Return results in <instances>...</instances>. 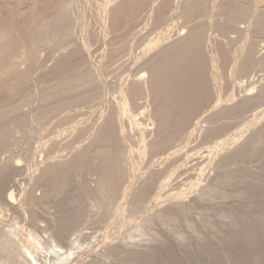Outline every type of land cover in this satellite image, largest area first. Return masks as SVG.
<instances>
[{
	"label": "rangeland",
	"instance_id": "1",
	"mask_svg": "<svg viewBox=\"0 0 264 264\" xmlns=\"http://www.w3.org/2000/svg\"><path fill=\"white\" fill-rule=\"evenodd\" d=\"M44 1L0 0V24L4 22V20L7 21L9 17V19H13L15 22H18V24L24 23L25 26L23 29L25 31H29L28 28L31 23L36 20H38V24L42 26L47 21L44 19H47V16L49 19L51 15L49 14L51 9H49L47 5L51 4L50 1L52 2V0ZM74 1L75 0H71L69 3V6H71L70 8H74V10L69 8V12H74L72 16L75 14L77 16H73L75 17V23L73 20V28L70 29L69 35H65L61 30L48 28L42 29L39 33L40 35L35 38V40H37L34 44H36L31 46L30 51L37 56L36 60H38L34 61V67L36 69L40 68V70L43 69L45 71L49 70L47 66L52 68V64L54 63L52 60L48 65L52 53L56 52L60 47L62 48L65 42L70 40L75 33V35H77L78 32L80 35L82 31L85 33L88 25H91L90 22H95V20H93L94 18H89V16L94 15L93 10H96V1L99 2V0H90L91 2L89 0ZM252 1L253 0L173 1V4L169 6V15L166 13V20L167 17L169 19L167 21L165 20L163 25L161 24V26H157L154 29L149 28V30L145 28L147 31H143V29V34L146 35L143 36L141 31V34L136 38V42H133L134 44L131 45V48H125V50L127 49L126 51L124 50V52L118 53L115 56H108L103 59L98 55V52L97 54L96 51H94L91 41L88 42V39L84 38L86 33L84 34L82 32L84 36H82V34L80 36L85 39V45L89 43V46L87 45L86 48L89 47L88 49L90 50L87 54L88 56L85 57L87 60L84 59L86 61H81V63L83 62L85 64H81L80 60L73 61L75 66L80 63L78 65L79 67L76 66L75 72L69 73L65 77L59 75L58 78H54L52 75L51 77L50 74L46 76L36 71L31 77L36 79L35 81L38 85L37 83L35 84V89L33 87V89L30 90L31 93L28 91L26 95H18L17 97L15 95V97L13 96L14 99L10 97L11 99L9 98L10 100H7L9 102L6 101L7 103L4 102V104H0L4 106H0V145L5 144L7 146V148L4 149L5 151H2L3 153L1 152L0 154V165L3 166L6 172L10 173L9 179L11 183L15 180L18 182L16 186L12 187L15 197L18 200L20 189L25 190L27 185L24 173L29 170V168H32V166H35L32 165L33 163H40L43 161L42 159L45 155L46 147L44 148V145H41L44 143V141L41 140H45V138L42 137L44 135V131L42 132V130L46 126H44L46 121L49 122L48 119H51L54 114H59L67 110L68 112L69 110L70 112L77 109L81 110L83 104L90 102H94L92 105H95V108L98 107L99 109L101 107L100 109H105L109 101H117L119 98L118 87L120 82L118 79L120 76L118 74L125 69V66L130 68L123 73L124 76H127L126 73H128V76L133 79L138 77L137 79H139V81H145L143 79L148 78L149 68L157 62H160L170 51H179L194 34L204 33L207 35V38H211L210 40L214 38L216 40L213 39L214 42H218L215 45L213 43L204 53L207 57L205 61L206 72L207 74H211V78H216V86L220 92H218L216 103L207 105L206 100L200 102V106H202L203 109L200 111L197 121L189 128L191 135L186 143L188 144L189 142V147L185 144V147L187 146L189 148L186 147L189 152L186 153L185 151L188 159L194 157V155L199 156L203 150H209L208 152L206 151L208 157L205 156L206 158H203L205 160H200L199 163V160H197L196 162L198 164L193 158L192 162L191 159H187L178 162V164L174 166H172V164L170 166L171 168L168 167L169 169L166 170L167 172L164 171V174L167 173V175L163 174V176H161L162 174H159L157 176L163 178H160L163 181L157 178V181L161 182H156V185L160 186L152 189L153 192L147 189L144 187L143 181L148 175L151 167L155 166V164L153 165L154 160L159 158V155L163 152L161 149L159 150L161 145L157 146L152 143V141L156 139V135H153L155 134V125L151 124V121H148V115L150 113V110L146 107L147 105L149 106L148 97L145 96L147 97L145 98L146 100H144V98L140 100V102L144 101L145 104H132L133 106H131V104L126 103L127 105L125 104L123 109L127 107L125 111L127 114L124 116L125 112H123V109L120 110V112L122 111L121 115L124 124V126H122L125 129L126 136L123 142L126 143V145L122 143V145L125 146H122V148H124V150L126 147V149H129L127 151L125 150L127 153L122 151V155H132V157L130 156V163H132L135 169L132 170V174L130 173V176H132L130 177L129 185L125 184L129 187L127 188L124 185V188H120L122 190L119 189V194L117 193L118 196L114 198L117 200L115 202L113 199L112 204H110L112 206H108L109 208L107 209L104 219L96 223L97 217H99L105 209L103 207L106 204L108 205V202H106L108 197L104 195L108 193L110 196V191H108L110 189H108L107 181L102 175L105 168V153L108 149L102 145H98L89 149L86 158L88 163L87 170L83 171L85 173L80 172L75 177L77 180L76 183L78 184V181H80L79 183L85 186L84 189L86 188L88 192H85L87 191L86 189L79 191L76 190L75 187L70 186L63 194H60L61 197L67 195L68 199H66L67 197H65V199L60 197V199L58 195L56 197L57 199L55 198L56 200H50L45 204L48 206L44 205L43 207H39L41 208L40 210L37 206H34L38 208H34L35 210L32 208L35 212L31 210V206L29 209L30 211L36 215L40 213L39 216H36V218H39L36 220L37 223L35 221L36 227L35 225L29 227L22 225L23 223H21L18 214L13 212L9 206H6L0 198V264H83V262L84 264H92L94 262L98 264H159L158 262L161 264H169L164 256H158L157 254L159 253L157 251L163 250L166 243L174 242L173 244L178 246V248H182L180 246H184L185 242H187V244L193 243L195 246L199 247L201 245L200 243L203 242H201V240L206 242L212 239V242H218L219 240L220 249L211 255L209 253H199V264H218L217 258L221 256H224L228 262L235 264H244L250 259L248 255L252 253H249V249L252 247L258 248L262 243L264 244V195H255L254 197L250 194V190L264 189V0H255L258 2ZM172 5L173 7H171ZM91 9L92 11H90ZM43 10H45V12ZM46 10H50L48 14ZM41 13L45 14L42 15ZM165 24H169L167 27L171 26L173 32L171 31L170 35L167 34V37L166 35L161 37V35L157 34L165 30ZM148 31L150 34L147 33ZM155 38H157V41ZM128 58L129 60H127ZM22 60L17 64H13H16L17 67L16 65L15 68L11 66V70L14 68V71L9 70L0 72L2 73V75L0 74V85L3 86L10 82L11 80L9 79L12 78L14 72L19 69L26 74L28 71L30 72V66H28L26 59L23 58ZM77 61H79V63H77ZM22 62L24 63L22 64ZM54 65L55 63L53 66ZM27 67L29 70H27ZM122 67L124 68L122 69ZM60 76L62 78H59ZM42 80H45V83ZM2 86H0V91ZM1 94L2 92L0 96ZM104 98H106V100ZM107 99L111 100L107 101ZM99 102L102 104L105 102V105L103 106ZM141 111H143V113ZM84 115H81L80 118L83 124H87L86 121L89 122L90 120L88 119H90V117L88 114ZM133 122H135L136 126ZM137 125L139 126L138 128ZM68 126L66 127L67 130H64L66 128L60 130V136L58 137H60L62 141L65 138V140H69V142L76 144L75 142H77V139L73 136L74 131H71L72 128L70 125ZM92 128L93 130L91 129V132L95 133L97 131V129H95L96 127ZM145 128L146 131H144ZM137 129L138 131H136ZM152 135L154 137H152ZM70 136H73L74 139H71L74 141L69 139ZM251 139H253L252 141L254 142H251L254 143V145L250 148L249 154L247 153L243 159L226 160V162L223 160V157L244 144L245 141L247 142ZM176 144H178V141ZM193 144L194 147L192 148ZM190 147L192 148L191 151ZM207 147L208 149H206ZM130 148H133V151ZM186 148L184 150H186ZM134 150H136V152H134ZM128 151L131 153L129 154ZM225 153L227 155H225ZM17 158L20 159L21 164L19 167L17 166L15 168L12 162L17 160ZM180 163L182 167H179L181 166ZM233 165L238 170H236ZM183 167L187 169L190 168L192 171H186V168L183 169ZM18 169H22L23 173ZM182 172L186 173L184 174ZM165 186L166 188L168 187L167 190ZM71 187L73 190H71ZM170 188L173 189L171 190ZM167 191L170 192L167 193ZM66 192L68 194L65 195ZM81 192L85 194L83 195ZM103 192L105 194H103ZM34 193H39V196L42 194V190L40 191L39 188H36ZM140 193H142V195L137 198ZM76 195H79V197ZM80 196L82 197L80 198ZM105 202L106 204H104ZM166 203L169 204L166 205ZM13 205L16 206L15 204ZM85 207H87L89 211ZM25 208H29V206ZM51 210L53 211L51 212ZM26 211L28 212V209H26ZM47 216L48 218H46ZM250 217L256 219L258 223L252 224L248 222L247 219H250ZM17 218L20 219V222ZM63 220L64 222L62 224ZM55 221L59 225H57ZM246 223L250 225V227H248L249 231L247 233H242L241 240L248 245L240 246L235 241L226 240L225 237L227 234H231L233 228L240 229V226L242 227V225ZM65 224L68 227L65 226ZM57 226L64 230H59ZM30 227H33V229ZM55 231L59 232L56 233ZM22 233L24 236L21 235ZM251 238L254 240L258 238L259 240L253 243L247 242V240H251ZM5 239H7V241ZM184 240L185 242L181 243ZM225 240L227 242H224ZM39 243L44 248L48 249L50 253L55 255L49 254V258H46L40 251V248H38ZM243 247H245L247 251H244ZM26 248L29 249L26 251ZM259 250L260 252L258 251L251 258L255 260L254 262L256 264L261 261L264 262V246ZM122 259H125L123 260L124 262Z\"/></svg>",
	"mask_w": 264,
	"mask_h": 264
},
{
	"label": "bare ground",
	"instance_id": "2",
	"mask_svg": "<svg viewBox=\"0 0 264 264\" xmlns=\"http://www.w3.org/2000/svg\"><path fill=\"white\" fill-rule=\"evenodd\" d=\"M45 1H47V0H45ZM70 1L71 0H54V1L52 0V2L50 1L51 4L46 2L47 4H49V5H47L48 8L51 9V11L49 10L51 13L46 10L47 14H48V12H49V14H51L49 19H48V16H47V19L46 18L44 19V20H47V21L42 26H40L38 24V22H37L38 20H36L35 22H32L30 27L28 28L29 31H25L23 29V27L25 26L24 23L18 24V22H15L13 19H9V17L7 18L8 19L7 21L4 20V22H1V24H0V72H5V71L11 70V66H14V68H15V65L17 63L21 62V60L23 58H25L26 62L28 63V66H30V72L28 71L27 74L31 73V72L32 73L27 75L25 72H22L19 69L18 71H15L14 75H12L13 77L9 79V80H11L10 82L4 84L3 86L0 85V86H2L1 91H0V93L2 92V94L0 96V104H4V102H6L7 100H10L13 96L15 97V95L17 97L18 95L19 96H22L23 94L26 95V93L28 91L30 92V90L33 89V87L36 86L35 84L37 83L35 81L36 79L31 77V75H34V72H36V71H37V73L39 71L40 73L45 74L46 76H47V74H50V76L52 75L54 78H58L59 75H61L62 77L63 76L65 77L67 74L75 72L76 66H78L81 63V61L84 62V61L87 60V58H85V57L88 56L87 54L90 51L88 49L89 47L86 48L87 45L89 46V43L87 45H85L86 43L84 44V42H85L84 40L85 39H88V42L91 41V43L93 44L94 51H96V53L98 52L99 54L98 53L97 54L99 56H101L102 59L104 57L115 56L118 53L124 52L125 48H127V49L131 48V45L134 44L133 42L141 34V31L143 29H144L143 31H147L145 28H148V30H149V28L150 29L151 28L154 29L157 26H161V24L163 25L164 21L166 20V13L169 15L168 12L170 11V7H169L170 4H173V1H176V0H99V2L95 0L97 2L96 3L97 5L95 3H93V2L92 3L94 5H96V10H93V12H94V15L92 14L93 16H89V18L93 17L94 19L93 18L92 19L95 20V22L92 21L91 19H89L92 22L89 21L91 23L90 26L87 24L88 27L86 28V30H87L85 32L86 34L82 31L85 34V36L81 32L82 36H84L85 39L82 36H80L81 34L80 35L78 34L79 32L77 33V35H75L76 34L75 33L70 40L65 42V44L63 45L62 48L60 47V49H58L56 52L52 53V55L50 57V60H49L50 62L48 63V65L52 61L55 63L54 66H53L54 63L52 64V68L50 66H47V67H49V70H45V71L43 69L40 70V68L36 69L34 67V61L36 60L37 56L30 51L31 50L30 48H31V46H33L34 42L37 40V39L35 40V38L40 35L39 33H40V31H42V29H48V28L53 29V28H55L56 30L57 29L61 30L65 35H69L70 34V29L73 28V20H74V23H75V17H73V16H77L76 14L72 16V14L74 12L73 13L69 12V8L71 7V6H69ZM85 1H87V0H85ZM249 1H251V0H249ZM253 1L254 2H258V1H255V0H253ZM44 5H46V4H44ZM84 7H85V5H84ZM93 7H95V6H93ZM171 7H173V5ZM174 7H175V4H174ZM79 8H80V6H79ZM44 9H45V7H44ZM70 9H72V8H70ZM72 10H74V8ZM43 11L45 12V10H43ZM90 11H92V9ZM83 12H84V10H83ZM171 12H173V11H171ZM44 14H42V15H44ZM13 16H14V14H13ZM79 18H80V16H79ZM14 19H15V17H14ZM168 19L169 18L167 17V20ZM89 22H87V23H89ZM76 24H75V26H76ZM168 25L165 24V26H166L165 30H162V31L159 30L160 31V32H158L159 34H157V33L156 34L157 35H161V37H164L165 35L167 37L168 35H170V33L172 31V29H171L172 27L171 26L167 27ZM76 28H77V26H76ZM143 31H142V34H143ZM76 32H77V30H76ZM147 33H149V31ZM145 35L143 34V36H145ZM149 39H152V38H149ZM155 39L157 41V38H155ZM210 39L207 38V35H205L204 33L194 34L193 36H191V38L188 40V42L182 46V48L179 51H176V50L175 51H170L160 62H157L151 68H149V70H148V72H149L148 78L143 79L145 81H142V80L139 81V79H137L138 77L133 79V78L128 76V73H126L128 77L124 76L123 73L126 72L130 67L128 68V67L125 66V69H123L124 67H122L123 71L120 74H118L120 76L119 79H118L119 82H120L119 83V87H118L119 88V90H118L119 98H118V100L116 99L117 101H114V100L113 101H109L108 104H106V108L105 109H103V108L100 109L101 107L99 109H98V107L95 108L94 107L95 105H92V103H94V102H92V103L90 102L91 104L90 103L83 104V106H81L82 107L81 110H78L77 108H76L77 110H74V111L72 110L73 112H70V110L68 112V110H67V111H64V112L59 113V114H54L55 116L53 115L54 116V117L52 116L53 118L51 117V119H48L49 122L46 121L47 124L46 123L44 124V126L45 125L46 126L45 127L43 126L44 128H43L42 132L44 131V135L43 136L41 135L43 138H45V140H41V141H44V143L42 142L43 144H41V145L42 146L44 145V148L46 147L45 148L46 151L44 149L45 155L43 154L45 158L43 157V159H42L43 161L42 162L39 161L40 163H36L34 161L35 163H33L32 165H35L34 166L35 168L32 166V168H29V170H27L24 173L27 185H26L25 190L24 189L23 190L20 189L21 191L19 192L20 195L18 194L19 195V199L18 200L15 197L14 191L12 189V187L16 186L18 182H16V180L14 179L15 181L12 180L14 182L11 183V180L9 179L10 178V173L6 172L3 169V166L0 165V198L3 200V202L5 203L6 206H9L11 208V210H13V212H16V214H18V217H20V219H21V223H23L22 225H24L25 227H27V226L29 227L31 225L32 226L35 225V227H36V223H37L36 220L39 219V218L38 217L36 218V216L38 214L36 215L35 213H33L32 211L29 210L31 206H32L31 210H33L34 208H37V207L38 208L39 207H43L47 202H49L50 200H54L58 195H59V198H60L61 197L60 194H63L66 191V189H68V187H70V186L75 187L76 190H79V191H83V190L86 189V188L84 189L85 186H83V185H81V183H79L80 181H78V184L76 183L77 180L75 179V177L80 172L85 173L83 171L87 170V164L88 163L86 161V158L88 156L89 149L92 148L93 146H98V145H102V146H104V147H106L108 149L106 151V153H105V158H104V160H105L104 161L105 162V168H104V172L102 171L103 172L102 175L104 176L103 178L107 181L108 189H110V190H108V191H110V196H109L108 193H106V194H108V195H106L103 192V194H105L104 196H107L109 201H108V199L106 201V198H105V201L108 202V205L106 204V202L104 203V204H106L105 205L106 207L105 206L103 207L105 209L103 210V213L99 217H97L96 223H99V221L104 219V216L107 213V209L109 208L108 206H112L110 204H112L113 199L116 198V196H118L117 193L119 194V189L122 188V187L124 188V185L128 184L130 182V177L132 176V175L130 176V173L132 174V170L135 169L133 167L132 163H130V160H131L130 156L132 157V155H127V156L122 155L123 154L122 151L126 152L129 149V148L126 149L127 148L126 147L125 148L126 151H125L124 148H122V146H123L122 143L126 139L125 138L126 136H125V129L123 127L124 126L123 119H122V115H121L122 111L120 112V110L123 109V107H125L126 103L131 104V106L137 105V104L141 105L142 103H144V101L140 102V100L142 98H144V100H146L145 98L148 97L149 106L148 105L146 106L148 108V110H150V113L148 115V121H151L152 123L151 122L150 123L155 125V132H154L155 134H153V135H156L155 136L156 139L153 140L154 142L152 140L151 141H152V143L154 145H157V146L161 145L159 147V150L161 149V151L163 152L161 155H159V158L154 160L155 163L153 162V165L155 164V166L151 167L150 170L148 169L149 172L147 171L148 175L145 177V179L141 177L142 179H144V181H143L144 187H146L149 190L155 189L156 187L158 188L160 185L157 186L156 182L160 183L161 181L158 182L157 178H159V179L162 178V177H157L159 174L160 175L162 174L161 176H163L164 171L167 172L166 170H168L169 169L168 167H170L172 164H173L172 166H174L175 164H178V162H180V161L187 160L188 157L186 156V153L189 152V150L187 151V148L189 147V145H188L189 142H188V144H186V143H187V140H188L189 136L191 135V131L189 130V128H190V126L192 124H194L197 121V119L199 118L200 111L203 109V107L200 106V102H202L203 100H206L207 101L206 102L207 105L208 104L209 105L214 104V103H216V99L218 98V92H220L219 89L216 86L217 85L216 78H211L212 77L211 74H207V72H206V62L205 61H206L207 57H206V54L204 52H205L206 49H209V47H211L213 43H214V45L216 43H218V42H214V40H215L214 38H213L214 40L213 39L210 40ZM148 41H150V40H148ZM151 43H152V41H151ZM91 49H92V47H91ZM129 58L127 60H129ZM84 59H86V60H84ZM75 60H80V63H79V61H77V63H79V64L76 65V66L73 63V61H75ZM130 60H131V58H130ZM14 63H16V64L13 65ZM23 63L24 62H22V64ZM83 64H85V63H83ZM126 64H124V65H126ZM131 64H132V62H131ZM16 67H17V65H16ZM43 67H45V66H43ZM120 69H121V67H120ZM15 70H17V69H15ZM27 70H29V68ZM27 70H25V71H27ZM117 70H119V69H117ZM0 74L2 75V73H0ZM61 76L59 78H62ZM42 81H44V83H45V80H42ZM37 85H38V83H37ZM34 89H35V87H34ZM145 96H147V97H145ZM14 97H13V99H14ZM104 99L106 100V98H104ZM104 99H103V101H104ZM108 100H111V99H107V101ZM7 102H9V101H7ZM95 103H97V102H95ZM99 103H101V102H99ZM146 103H147V101H146ZM102 105L104 106L105 102H103ZM0 106L2 107L3 105H0ZM96 106H98V105H96ZM99 106H101V105H99ZM142 107H137V108H142ZM126 108H124L125 110L123 109V112L126 111ZM143 109H144V107H143ZM141 112L143 113V111H141ZM84 114H88V116L90 117V119H88L90 121L89 122L86 121L87 124L84 123L85 125L82 123L83 121H81V118H80L81 115L83 116ZM126 114L127 113L125 112L124 116ZM124 116H123V118H124ZM121 119H122V122H121ZM135 122H133L134 125H135ZM68 125H70V127L72 128V130L71 129L70 130L74 131L73 136L77 139L76 140L77 142H75L76 144H74L72 142H69V140H65V138L62 141V140H60V137H58V136H60L59 135L60 130H63ZM92 127H96L95 129H97V131L95 130L96 131L95 133L91 132L93 130ZM138 127L139 126L137 125V128ZM64 130H67V128L64 129ZM139 130H141V129H139ZM136 131H138V129ZM144 131H146V128H145ZM144 131H142V132H144ZM70 135H72V134H70ZM153 135H152V137H154ZM73 136L72 137L70 136V138H69L72 141H74L73 140L74 139ZM71 138H73V139H71ZM38 139H40V138H38ZM253 139L248 140L247 142L245 141L244 144L240 145L238 148H236L235 150L230 152L228 155L225 153V155H227V156L223 157V160L226 162V160H229V161L231 160L232 161L233 159H235V160L236 159L239 160L240 158L243 159L246 156V154L249 152L250 148H252V146L254 145V143H252V142H254V141H252ZM190 140H192V139H190ZM156 141H158V142H156ZM177 141H178V144H176ZM123 144L126 145V143H123ZM185 144L188 145V147L186 146L187 148L185 147ZM123 147H125V146H123ZM129 147H131V146H129ZM184 147L186 148V150H184L185 149ZM193 147H194V144H193L192 148ZM208 147H210V146H208ZM208 147L206 149H208ZM6 148H7V146L5 144L4 145H0V154H1L2 151H5L4 149H6ZM40 148H42V147H40ZM192 148L190 149V151L192 150ZM136 150H137V148H136ZM136 150H134V152H136ZM185 151H186V153H185ZM206 151L207 150H203L200 153L199 156L196 154L197 156L194 155V157H192V158L195 159V162L197 160H199L198 163L200 162V160L204 161L205 159H203V158H206L205 156L208 155L207 152L209 150L207 152ZM139 152H140V150H139ZM128 153L130 154L131 152L128 151ZM192 158H190L191 162H192ZM190 159H188V160H190ZM195 162H193V163H195ZM219 162H218V164H219ZM12 163H13V167H15V168L17 166L19 167V165L21 164L20 159H18V158H17V160L13 161ZM188 163H189V161H188ZM225 165H226V163H225ZM179 167H182V164ZM186 167H183V169H185ZM191 167H193V166H191ZM234 168H235V166H234ZM238 168H240V167H238ZM196 169H195V172H196ZM18 170L22 172V169L21 170L18 169ZM188 170H190V168L189 169L186 168V171H188ZM236 170H238V169H236ZM183 171H185V170H183ZM190 171H192V170H190ZM10 172H12V171H10ZM182 173H184V172H182ZM164 175H167V173L164 174ZM164 177H166V176H164ZM162 179H160V180H162ZM161 186H163V185H161ZM36 188H39L40 191L42 190V194H40L39 196H38L39 193L38 194L34 193V190H36ZM167 188L165 186L166 190H167ZM173 188H170V189L172 190ZM71 190H73V188ZM120 190H122V189H120ZM69 191H70V189H69ZM85 192H88V190L85 191ZM152 192H153V190H152ZM169 192L167 191V193H169ZM35 194H37V195H35ZM66 194H68V193L66 192L65 195ZM81 194H83V193L81 192ZM136 194H138V193H136ZM158 194H159V192H158ZM181 194H183V193H181ZM250 194L252 196H254V197H255V195H261V194L264 195V189H257V190H252V191L250 190ZM141 195H142V193H140L137 196V198H139ZM95 196H97V195H95ZM62 197H61L62 199H65V197H67V195L65 197L64 196H62ZM77 197H79V195ZM81 197L82 196H80V198ZM153 197H154V195H153ZM259 198H260V196H259ZM66 199H68V197ZM116 200H115V202H116ZM178 202H179V200H178ZM50 203H52V202H50ZM13 204H15L16 206H14ZM168 204L166 203V205H168ZM27 206H29V208H25ZM34 206H37V207H34ZM45 206H48V205H45ZM232 206H234V205H232ZM124 207H126V206H124ZM158 207H160V206H158ZM85 208L87 209V207H85ZM26 209H28V212L26 211ZM40 209L41 208H39V210ZM76 210H77V207H76ZM45 211H47V210H45ZM52 211L53 210H51V212ZM81 211H83V210H81ZM84 212H86V211H84ZM47 213H49V212H47ZM94 214H95V212H94ZM39 215H40V213H39ZM85 215H86V213H85ZM228 215H230V214H228ZM78 216H80V215H78ZM248 216H249V214H248ZM248 216H247V218H248ZM46 218H48V216ZM111 218H114V217H111ZM17 219H19V218H17ZM20 219H19V222H20ZM40 220H42V219H40ZM80 220H81V218H80ZM15 221H16V219H15ZM35 221H36V223H35ZM66 221H67V219H66ZM247 221L252 223V224L258 223L256 219H253V217H250V219H247ZM0 222H1V220H0ZM63 222H64V220L62 221V224H63ZM74 222H76V221H74ZM93 222H95V221H93ZM49 223H51V222H49ZM106 223H107V221H106ZM66 224H65V226L68 225V224L67 225ZM246 224H243L242 227L240 226V229H238V228L234 229L233 228V230H231V234H227V236L225 237L226 240L227 241H235L240 246L248 245L243 240H241L242 233L243 232L247 233L249 231L248 227H250V225L248 223H246ZM57 225H59V224L57 223ZM51 227H52V225H51ZM30 228L33 229V227H30ZM15 229H17V228H15ZM36 229H38V228H36ZM24 230H25V228H24ZM59 230H62V229L59 228ZM72 230H73V228H72ZM35 232H36V230H35ZM58 232H56V233H58ZM23 233L21 235H23ZM42 233H44V232H42ZM14 234H15V232H14ZM75 235H77V234H75ZM134 236H136V235H134ZM42 237H40V238H42ZM47 237H49V236H47ZM20 238H21V236H20ZM252 239L253 238H251V240H247V242H249V243L252 242L253 243L254 241H258L259 240L258 238H257V240H254V239L252 240ZM5 240L7 241V239H5ZM49 240H50V238H49ZM212 240L211 241H206V242H204V240H201V242L203 241L204 243L203 242H202L203 244L200 243L201 245L199 247L195 246L193 243H188L187 244V242H185V240L183 242H181V243L185 242L184 246H180L181 244L179 245L182 248H178V246L173 244L174 242L173 243L172 242H168V243H166V245L164 243L165 247L163 246L164 247L163 250L157 251V252H159L157 254H158V256L159 255L164 256L166 258V260H168L169 264H199V262H198V257L200 256L199 253H202V254L203 253H209L211 255L212 253H215L216 251H218L220 249L219 248V246H220L219 240H218V242H216V241L212 242ZM226 240L224 242H227ZM38 242H39V240H38ZM26 244H28V243H26ZM263 246H264V244L262 243L258 248L257 247L256 248L252 247V248L249 249V253H252V254L248 255V258H250V259H248V261L246 262L247 264L248 263L249 264H256L254 262L255 260H252L251 258H252V256L255 253H257L258 251L260 252L259 249L261 247H263ZM38 248H40V251L43 253V255L46 258H49L48 257L49 254H52V253H50V251L48 249L44 248L40 243H39V247ZM23 249H25V248H23ZM28 249L26 248V251ZM36 249H37V247H36ZM243 249H244V251H247V249L245 247H243ZM64 253H66V252H64ZM12 256H13V254H12ZM217 259H218V261H217L218 264H235V263L228 262V260L224 256H221L220 258H217ZM123 260H125V259H122V261ZM53 262H56V261H53ZM51 263H52V261H51ZM158 263L161 264L160 262H158ZM246 263H244V264H246ZM83 264H84V262H83ZM92 264H98V263L94 262ZM110 264H112V263H110ZM257 264H264V262L261 261V262H258Z\"/></svg>",
	"mask_w": 264,
	"mask_h": 264
}]
</instances>
